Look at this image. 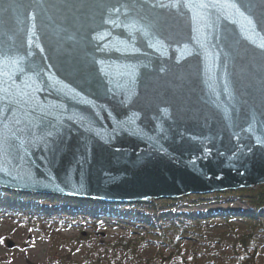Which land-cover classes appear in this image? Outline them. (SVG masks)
I'll return each instance as SVG.
<instances>
[{"label":"water","instance_id":"obj_1","mask_svg":"<svg viewBox=\"0 0 264 264\" xmlns=\"http://www.w3.org/2000/svg\"><path fill=\"white\" fill-rule=\"evenodd\" d=\"M264 185V0H0V188L120 205Z\"/></svg>","mask_w":264,"mask_h":264},{"label":"trees","instance_id":"obj_2","mask_svg":"<svg viewBox=\"0 0 264 264\" xmlns=\"http://www.w3.org/2000/svg\"><path fill=\"white\" fill-rule=\"evenodd\" d=\"M234 194L254 211L264 207V185ZM245 194L251 197L244 198ZM192 199L197 202L189 204L203 201L195 196L177 202L111 205L8 195L0 188V227L8 221L20 237L35 234L49 248L45 264H264V212L257 216L252 211L239 216L169 212ZM134 207L158 213L148 217ZM7 261L0 259V264Z\"/></svg>","mask_w":264,"mask_h":264},{"label":"rangeland","instance_id":"obj_3","mask_svg":"<svg viewBox=\"0 0 264 264\" xmlns=\"http://www.w3.org/2000/svg\"><path fill=\"white\" fill-rule=\"evenodd\" d=\"M236 192L238 191L208 195L198 204H189L192 201L197 202L192 199L183 205L176 204V206L172 207L169 212L173 214H198L207 212L219 214L222 212L226 214L231 213L234 216H239L242 212L247 211H252L256 216L259 215V212H264V207L254 211L248 206L249 202L244 201L246 199L242 200L240 197L235 196L234 193ZM191 197L194 198L195 196L185 197L177 201ZM243 197L247 198L251 197V195L245 194ZM157 208L159 207H156V209ZM127 209L128 208L123 210ZM134 209L138 210L139 213L142 212L143 214H146L148 217L157 216L158 213L155 209L146 210L145 208L139 209L136 207H134ZM74 231L75 230L73 229L68 230V233L72 234ZM47 252H49L48 246L42 244L35 234L28 235L27 233H23L22 237H20L18 233L14 234L13 226H11L8 221L0 227V259H7L10 262L13 260V263L11 264H27L26 262H28V264H34L35 262L38 264H45ZM9 261H7L8 264L10 263Z\"/></svg>","mask_w":264,"mask_h":264},{"label":"bare ground","instance_id":"obj_4","mask_svg":"<svg viewBox=\"0 0 264 264\" xmlns=\"http://www.w3.org/2000/svg\"><path fill=\"white\" fill-rule=\"evenodd\" d=\"M199 197H201V198H205V197H207L208 195H198Z\"/></svg>","mask_w":264,"mask_h":264}]
</instances>
